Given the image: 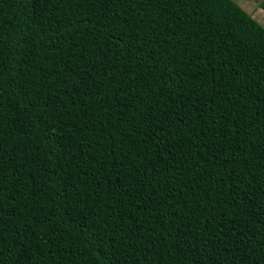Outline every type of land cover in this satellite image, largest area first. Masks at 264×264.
Segmentation results:
<instances>
[{
  "label": "trees",
  "instance_id": "16d2710c",
  "mask_svg": "<svg viewBox=\"0 0 264 264\" xmlns=\"http://www.w3.org/2000/svg\"><path fill=\"white\" fill-rule=\"evenodd\" d=\"M0 264H264V26L0 0Z\"/></svg>",
  "mask_w": 264,
  "mask_h": 264
},
{
  "label": "rangeland",
  "instance_id": "374dc122",
  "mask_svg": "<svg viewBox=\"0 0 264 264\" xmlns=\"http://www.w3.org/2000/svg\"><path fill=\"white\" fill-rule=\"evenodd\" d=\"M249 15L264 26V0H234Z\"/></svg>",
  "mask_w": 264,
  "mask_h": 264
}]
</instances>
